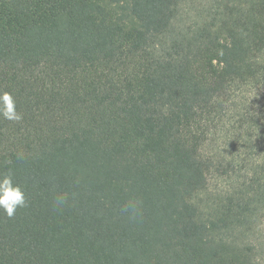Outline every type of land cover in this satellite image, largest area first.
I'll use <instances>...</instances> for the list:
<instances>
[{
	"label": "trees",
	"instance_id": "trees-1",
	"mask_svg": "<svg viewBox=\"0 0 264 264\" xmlns=\"http://www.w3.org/2000/svg\"><path fill=\"white\" fill-rule=\"evenodd\" d=\"M3 92L0 264H264V0H0Z\"/></svg>",
	"mask_w": 264,
	"mask_h": 264
},
{
	"label": "clouds",
	"instance_id": "clouds-1",
	"mask_svg": "<svg viewBox=\"0 0 264 264\" xmlns=\"http://www.w3.org/2000/svg\"><path fill=\"white\" fill-rule=\"evenodd\" d=\"M0 115L10 121H20L22 115L16 110V102L9 92L0 94ZM67 202L64 195L56 197L54 203L56 207H63ZM27 204L25 194L19 185L13 182V173L9 170L0 175V209L8 217H12L17 208L25 207Z\"/></svg>",
	"mask_w": 264,
	"mask_h": 264
},
{
	"label": "rangeland",
	"instance_id": "rangeland-1",
	"mask_svg": "<svg viewBox=\"0 0 264 264\" xmlns=\"http://www.w3.org/2000/svg\"><path fill=\"white\" fill-rule=\"evenodd\" d=\"M257 239L259 240L258 246L264 250V224H263V227H262V230L260 231V233L257 234Z\"/></svg>",
	"mask_w": 264,
	"mask_h": 264
}]
</instances>
